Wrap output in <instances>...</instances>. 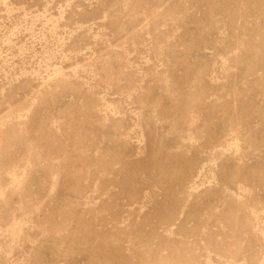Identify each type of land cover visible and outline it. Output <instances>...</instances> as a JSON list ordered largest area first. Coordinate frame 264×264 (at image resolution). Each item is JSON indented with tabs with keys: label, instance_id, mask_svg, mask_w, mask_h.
<instances>
[{
	"label": "rangeland",
	"instance_id": "1",
	"mask_svg": "<svg viewBox=\"0 0 264 264\" xmlns=\"http://www.w3.org/2000/svg\"><path fill=\"white\" fill-rule=\"evenodd\" d=\"M264 0H0V264H264Z\"/></svg>",
	"mask_w": 264,
	"mask_h": 264
},
{
	"label": "bare ground",
	"instance_id": "2",
	"mask_svg": "<svg viewBox=\"0 0 264 264\" xmlns=\"http://www.w3.org/2000/svg\"><path fill=\"white\" fill-rule=\"evenodd\" d=\"M264 262V261H263Z\"/></svg>",
	"mask_w": 264,
	"mask_h": 264
}]
</instances>
